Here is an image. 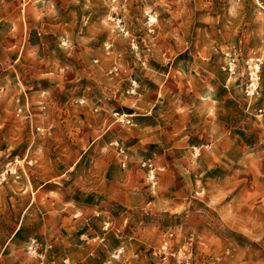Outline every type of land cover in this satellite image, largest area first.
I'll use <instances>...</instances> for the list:
<instances>
[{
	"label": "rangeland",
	"instance_id": "1",
	"mask_svg": "<svg viewBox=\"0 0 264 264\" xmlns=\"http://www.w3.org/2000/svg\"><path fill=\"white\" fill-rule=\"evenodd\" d=\"M0 264H264V0H0Z\"/></svg>",
	"mask_w": 264,
	"mask_h": 264
}]
</instances>
